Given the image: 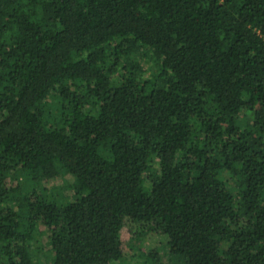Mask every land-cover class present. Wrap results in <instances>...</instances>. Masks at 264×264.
<instances>
[{"label":"trees","instance_id":"trees-1","mask_svg":"<svg viewBox=\"0 0 264 264\" xmlns=\"http://www.w3.org/2000/svg\"><path fill=\"white\" fill-rule=\"evenodd\" d=\"M126 221L264 264V0H0V264H118Z\"/></svg>","mask_w":264,"mask_h":264},{"label":"rangeland","instance_id":"rangeland-1","mask_svg":"<svg viewBox=\"0 0 264 264\" xmlns=\"http://www.w3.org/2000/svg\"><path fill=\"white\" fill-rule=\"evenodd\" d=\"M69 180L72 181V177H69ZM32 187L37 188L39 191L42 189V184H37L28 181ZM45 185V183H44ZM53 185V184H52ZM67 195H72V191L63 186ZM137 226L133 223L126 221V225L122 234L124 241V258L118 264H143L146 261V258L140 255L137 250L131 249L130 240L133 237V234L136 231ZM168 237L164 234H154L153 236H147L144 240L143 249L149 253L152 251H157L160 255V260L162 264H169V248H168Z\"/></svg>","mask_w":264,"mask_h":264}]
</instances>
